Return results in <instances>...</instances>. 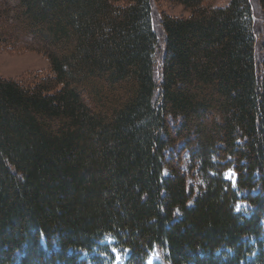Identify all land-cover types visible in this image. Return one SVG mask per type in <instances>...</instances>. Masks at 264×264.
Returning a JSON list of instances; mask_svg holds the SVG:
<instances>
[{
	"label": "trees",
	"instance_id": "1",
	"mask_svg": "<svg viewBox=\"0 0 264 264\" xmlns=\"http://www.w3.org/2000/svg\"><path fill=\"white\" fill-rule=\"evenodd\" d=\"M205 1L0 0L52 73L0 77V264H264V0Z\"/></svg>",
	"mask_w": 264,
	"mask_h": 264
},
{
	"label": "rangeland",
	"instance_id": "2",
	"mask_svg": "<svg viewBox=\"0 0 264 264\" xmlns=\"http://www.w3.org/2000/svg\"><path fill=\"white\" fill-rule=\"evenodd\" d=\"M230 0H206L204 2L205 5L211 7H223ZM155 5L154 10L168 13V15L182 17L187 16L188 12H186L182 6L175 5L170 1L161 2L160 5ZM154 26L159 28V24L157 19L154 20ZM52 75L48 61L41 54L27 51V50H17L16 48H12V46L6 44H0V77L13 79L20 82H31L34 79L43 78L46 76ZM188 155L186 152L183 153L181 168L186 170L188 168ZM224 179L230 181L235 184L236 175L233 173L231 169L225 171L223 173ZM189 183L193 185L197 192L200 190L202 185V181L198 177L189 178ZM235 211L247 216L250 211V207L243 201H240L235 206ZM113 240L110 238H106L100 244H108L112 245ZM109 251L113 255L112 261L108 258L106 254H98V260H88V264H126V258L128 257V251L120 250L115 247H110ZM89 255L83 252L81 254L82 258H87ZM91 257H96L97 254L91 253ZM96 259V258H95ZM101 259V260H99ZM145 264H164L161 262L159 255H157L156 250L150 252L148 259Z\"/></svg>",
	"mask_w": 264,
	"mask_h": 264
}]
</instances>
